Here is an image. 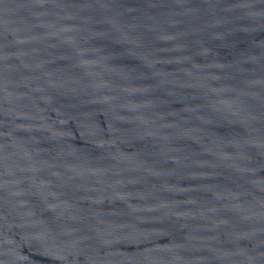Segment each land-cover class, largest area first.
I'll list each match as a JSON object with an SVG mask.
<instances>
[{
    "label": "water",
    "instance_id": "obj_1",
    "mask_svg": "<svg viewBox=\"0 0 264 264\" xmlns=\"http://www.w3.org/2000/svg\"><path fill=\"white\" fill-rule=\"evenodd\" d=\"M0 264H264V0H0Z\"/></svg>",
    "mask_w": 264,
    "mask_h": 264
}]
</instances>
